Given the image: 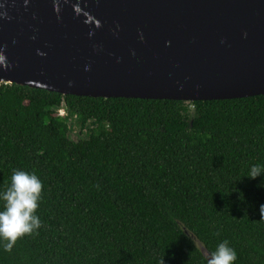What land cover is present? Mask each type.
<instances>
[{"label":"trees","instance_id":"trees-1","mask_svg":"<svg viewBox=\"0 0 264 264\" xmlns=\"http://www.w3.org/2000/svg\"><path fill=\"white\" fill-rule=\"evenodd\" d=\"M66 111L59 115V109ZM76 125L86 137L72 140ZM264 94L184 101L62 95L0 84V193L43 183L42 226L0 264H264ZM3 201L0 200V210Z\"/></svg>","mask_w":264,"mask_h":264},{"label":"water","instance_id":"water-1","mask_svg":"<svg viewBox=\"0 0 264 264\" xmlns=\"http://www.w3.org/2000/svg\"><path fill=\"white\" fill-rule=\"evenodd\" d=\"M12 83L101 98L262 95L264 0H0V84Z\"/></svg>","mask_w":264,"mask_h":264},{"label":"clouds","instance_id":"clouds-1","mask_svg":"<svg viewBox=\"0 0 264 264\" xmlns=\"http://www.w3.org/2000/svg\"><path fill=\"white\" fill-rule=\"evenodd\" d=\"M264 176V165H252L247 177ZM264 187V184L261 185ZM43 183L35 173L14 170L10 186L0 193L3 209L0 210V241H6L4 251H11L16 241L31 235L42 226L36 214L39 208ZM264 217V205L260 206ZM237 253L227 240L218 244L208 258V264H235Z\"/></svg>","mask_w":264,"mask_h":264},{"label":"rangeland","instance_id":"rangeland-1","mask_svg":"<svg viewBox=\"0 0 264 264\" xmlns=\"http://www.w3.org/2000/svg\"><path fill=\"white\" fill-rule=\"evenodd\" d=\"M69 137L72 139V140H79V139H83L86 137V132L85 131H82L80 132L79 131V128L74 125L71 130H70V133H69ZM196 243L197 245L199 246V242L196 240ZM202 246V245H201Z\"/></svg>","mask_w":264,"mask_h":264},{"label":"built area","instance_id":"built-area-1","mask_svg":"<svg viewBox=\"0 0 264 264\" xmlns=\"http://www.w3.org/2000/svg\"><path fill=\"white\" fill-rule=\"evenodd\" d=\"M59 115L60 116H65L66 115V111L63 108L59 109Z\"/></svg>","mask_w":264,"mask_h":264}]
</instances>
